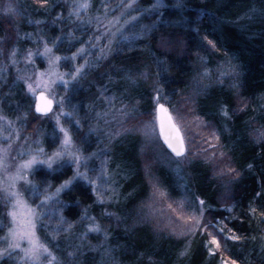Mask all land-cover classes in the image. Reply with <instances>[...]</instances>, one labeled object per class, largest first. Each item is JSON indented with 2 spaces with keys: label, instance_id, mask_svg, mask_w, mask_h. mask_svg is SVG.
Returning a JSON list of instances; mask_svg holds the SVG:
<instances>
[{
  "label": "trees",
  "instance_id": "16d2710c",
  "mask_svg": "<svg viewBox=\"0 0 264 264\" xmlns=\"http://www.w3.org/2000/svg\"><path fill=\"white\" fill-rule=\"evenodd\" d=\"M48 2L46 9L40 8L41 16L39 7L28 1L27 8L34 20L41 17L50 20L65 9L60 3L55 4V0ZM164 2L165 7L159 9L157 15H153L157 10H151L133 28L138 30L142 24L155 22L147 37H137L131 47H118L109 60L90 69L77 91L69 93V109L77 106L86 116L93 107L97 114L95 97L98 90L100 93L105 90L120 98L122 104H135L137 115H152L153 92L162 84L171 100L170 106L176 108L180 100L186 103L192 99L188 118L194 119L193 129L199 142L197 154L183 165L174 160L183 161V157L169 153L158 139L151 140L149 150L145 149V141L139 133L120 136L119 144L113 147L112 140L104 138L100 143L104 147L101 159H106L107 171H117V166L108 161L112 156L122 162L118 166L122 172L119 184L107 190L110 195V190H115L113 199L98 201L89 186L74 183L60 193L64 203L57 205L63 208L69 220H78L82 209L87 208L110 233L107 241L102 232L90 233L82 254L77 256V264H221L222 258L238 260L240 264H264V0ZM105 3L110 6L113 1L92 0L90 14H103ZM154 3L156 0H141L140 8H150ZM44 10L49 14H44ZM89 27L87 25V34L92 32ZM87 30L74 25L72 33L76 42L86 38ZM209 41H214L215 45ZM205 69L209 70L207 74ZM219 70L230 72L231 78L220 82L222 78L218 75L222 72ZM144 72L147 76L140 75ZM130 73L136 76L135 81L126 78ZM196 76L205 80L203 86L196 88L194 98L191 82ZM112 82H115L114 88ZM125 85L131 87V95L125 93ZM8 103L11 114L10 106L14 103ZM224 105L228 106V116L223 114ZM32 109L24 105L19 110L29 115L28 128L23 131L28 135L41 124L38 132L49 148L55 131L37 118ZM94 116L95 120H102ZM83 127L85 129L86 124ZM202 133L218 136L215 148L209 147L210 140L201 139ZM91 137H85L80 131L75 135L85 153L98 149L94 147L97 142L94 139L98 138ZM221 152L225 154L223 157ZM161 156L166 159L165 163L160 161ZM227 168L236 171L229 173ZM72 174V168L64 164L48 173L37 172L33 181L54 192ZM150 176L167 190V197L184 200L189 207H196V198L202 197L205 222L223 220L226 229H235L242 240L222 238V249L210 254L209 237L205 232L178 236L158 230L145 218L149 208L144 207L152 197ZM88 222H78L74 231H83ZM38 231L42 236L51 237L48 228L39 227ZM66 235L61 234L58 246L50 242L64 259L69 250ZM72 242L75 243V236ZM97 244L102 247L95 248ZM109 245L111 254L104 250ZM185 247L188 253L182 256ZM2 264L9 262L4 260Z\"/></svg>",
  "mask_w": 264,
  "mask_h": 264
},
{
  "label": "snow or ice",
  "instance_id": "6c2138e0",
  "mask_svg": "<svg viewBox=\"0 0 264 264\" xmlns=\"http://www.w3.org/2000/svg\"><path fill=\"white\" fill-rule=\"evenodd\" d=\"M44 4L48 0H43ZM180 3V0H178ZM182 6V4H181ZM92 7V0H72V7L69 15H75L77 20L84 26L83 30H87V25L95 23L100 27V19L102 16L106 17L107 11L110 7L107 3L102 7L106 10L104 14H99L97 17L90 15H81V11L87 10ZM122 9L120 15L124 16L126 10H135L139 6L136 0H120L118 5ZM165 7L164 0H156L150 8H145L143 14L151 10L153 15L158 14V10ZM2 11L7 14H18L20 9L17 7L15 0H8L7 4L3 7ZM141 12L136 11V15H129L123 25L115 28V32L123 31L125 34L122 39L130 42L129 47L136 43L137 37H147L148 33L155 27V22L149 24H142L138 30L134 28L133 22H139V18L143 15ZM39 24L40 21H35ZM108 24L115 26L120 24L119 17L112 16L108 19ZM105 33H108V43L100 48L101 57L110 55L112 52L111 45L115 39V33L110 28H104ZM68 38H74L73 33L69 32L66 37H55L49 43L48 39L43 36L38 37L37 48H29L26 50L23 57L18 58L19 47L13 46L11 51L7 53L8 59L0 60V81L7 83L3 80L4 70L8 67L9 63L16 66V80H21L26 84L27 91L37 98L35 103V110L41 114H49L55 118L56 126L59 129V134L62 139L59 141L58 147L51 151L49 154L43 147L32 148L28 146V138L25 137L24 143L18 144L20 141V129L17 127L16 122L7 115L3 114L0 109V138L7 140V143H0V207L4 208L3 214H0V231L4 232L0 236V258L5 256H12L19 253V264H77V256L82 254L84 243L90 233L102 232L105 241L108 240L110 235L101 225L100 221L90 212L87 208L82 209V215L78 220H69L63 212V208L57 207L64 202L59 199L60 193L73 183V180L81 178L93 186L96 198L99 201L111 200L115 196V190L112 194H108L107 190L112 188L109 183L111 174L107 171L106 164L102 163L99 172L93 176L90 173L95 172V167H89V161L96 155V153H85L80 145L74 138L73 132L69 126H66L62 120V116L71 118L72 121L79 125L81 118L79 116L76 106L71 110L65 107V97L57 96L54 92V87L57 81L63 82L65 85L78 83L79 80L87 75L89 66H95L97 61L95 58L89 59L91 56L90 48L97 47V45H89L87 41L81 43L75 52H71L68 56H62L55 49L59 44L65 42ZM88 41L93 39L102 40V36L92 35L89 36ZM205 39H207L205 37ZM213 46L214 41H209ZM83 54V56L81 55ZM6 52L3 47V38H0V57H5ZM43 56L48 64L47 69H40L38 72L28 73L20 69V60L23 59L25 63L32 62L35 65V59ZM78 58L83 59V63L75 62ZM64 60L68 64V69L61 68V61ZM75 62V63H73ZM70 69V70H69ZM205 69V74L208 73ZM140 75L147 76V72L140 73ZM223 75V74H221ZM127 79L135 81L136 76L131 73L126 77ZM0 83V88L3 87ZM103 96V93H101ZM110 102L109 112L112 107H115L113 101L114 96L104 97ZM59 101V110L53 112V107ZM154 119L150 124L145 127L148 132L155 133L157 136L162 135L164 141L172 149L177 157H183L189 152V147L185 138V131L182 130V125L178 120H181L178 110L174 112L175 106L171 104V100L166 92L163 91V85L158 84L157 89L154 91ZM126 105L121 104V108ZM225 116L230 115L228 106L222 107ZM27 116V112L23 114ZM107 113L101 109L97 112V117H103ZM122 116H127V113H121ZM115 119V117H113ZM20 117H16L19 121ZM99 123V120H97ZM10 129V130H9ZM119 135V133H116ZM218 139L216 137H210ZM32 143H42V141H32ZM215 148L216 145H209ZM15 151V155L13 152ZM206 151V150H205ZM225 154L220 153L223 157ZM27 158H24V157ZM212 157H216V153H212ZM68 161L75 165L74 176L55 189L54 192L48 191L43 185L34 182L31 175L37 170L38 165H47L51 168L57 162L60 166ZM83 168V170H81ZM227 172H235L234 168H227ZM222 171H224L222 169ZM239 175V173H236ZM23 182V184H21ZM51 187L50 185L48 186ZM157 191L160 196H167V190L157 186ZM27 193V194H26ZM31 195L34 200H29L28 196ZM259 195V194H258ZM38 201V202H36ZM175 205V206H174ZM166 207L171 210L172 215L169 219L173 224H179L182 231L195 234L198 231L207 233V249L210 254H216L222 249V238L224 240L240 241L242 237L235 233V229H226L223 220H210L205 222V201L202 197L196 198V207H189L184 200H177L169 202ZM255 212V209H253ZM109 215H112L109 213ZM264 216V214H262ZM178 218V219H177ZM90 221L84 224V230L75 232V227L78 222ZM39 227L48 228L51 232V237L42 236ZM175 232L177 229L173 227ZM62 233H67L64 237L68 241L67 259L61 257L53 245L58 246ZM75 236V243L73 237ZM91 243V242H89ZM95 248H101L102 244L94 245ZM106 253L111 254L112 246L109 245L104 249ZM188 247L181 252L182 256L187 255ZM221 264H240L238 260L221 259Z\"/></svg>",
  "mask_w": 264,
  "mask_h": 264
},
{
  "label": "rangeland",
  "instance_id": "374dc122",
  "mask_svg": "<svg viewBox=\"0 0 264 264\" xmlns=\"http://www.w3.org/2000/svg\"><path fill=\"white\" fill-rule=\"evenodd\" d=\"M28 1H33V3L39 7V9H38L39 14L41 13L40 8L46 9V7L49 5V2L47 4H44L43 0H15L17 7L20 9L19 13L18 14H16V13L7 14V13H4L2 11V9L7 4L8 0H0V38H3V47L5 48V52H6V56L0 57V60L8 59L7 53L11 51V49L14 45L19 47L18 58H20V57L24 56L27 49L37 48V45H38V39L37 38L40 36H43L44 38L48 39L49 43H51L53 38H55V37H58V36L62 37V38L66 37L69 32H72L74 25L77 27H80V28L81 27L84 28V26L81 24V22L79 20H77V18L75 17L74 14L71 16L69 15V13L71 11V7H72V0H57V1L55 0V4L60 3L65 9H64V11L60 12L58 15H56L52 19L50 18V20H46V21H45L44 17H41L38 20H34L31 17L32 13L29 12L28 11L29 8H27ZM112 1H113V3H111V5L109 6L111 10L107 11L106 17L102 16L100 21H99L100 25H102V26L97 27L95 25V23H93L94 25L89 24L90 25L89 28H92V32L87 34L88 33V30H87L86 35H84L86 38L80 39L79 41L76 42V37L73 35L74 38L66 39L65 42L59 44V46L55 49V51L59 52L62 56H68L71 52H75L77 50V48H79L81 43H84L85 41H87V43L89 45H97V47L89 49V51L91 52V56L89 57V59L95 58L97 63L100 64L101 62L103 63V62H106L107 60H109L110 57L112 56V54L114 53V50L115 49L117 50L118 47L121 46V47L128 48L130 42L122 39V36L125 33L123 31L117 33V32H115V28L122 26L123 22L125 20H127L129 15H136V11H139L143 14V10L140 8V6H141L140 1L141 0H136V4L139 6L138 8H136L135 10H132V9L126 10L124 16L120 15V13L122 11L121 8L113 7L114 5H118L120 3V0H112ZM99 2H100V0H98V3ZM124 2L127 3V0H124ZM97 5H99V4H97ZM89 10L90 9L87 10V13H85L84 10H82L81 15H90L92 17H97V14H94V15L90 14ZM43 12H44V14H49V12L46 10H44ZM148 13H146V14L148 15ZM146 14H143L142 16H144ZM41 16H42V13H41ZM112 16L119 17L120 24L115 25V26L109 25L108 19H110ZM142 16L139 18V20H141ZM35 21H40V23L37 24V23H35ZM137 23L138 22H133L134 27ZM105 27L110 28V30L113 33H115V39H114L113 44L111 45V47H112L111 54L106 55L104 57H101L100 48L108 43V38H109L108 33H105V31H104ZM25 29H27V30H25ZM132 30H134V29L132 28ZM52 34H53V36H52ZM92 35L102 36L103 39L102 40L93 39L91 41H88L87 38L89 36H92ZM81 55L83 56V54H81ZM75 62L83 63V59L78 58V60ZM75 62H73V63H75ZM97 63H96V65H97ZM19 67L24 72L34 73V72H38L40 69H47L48 64H47L45 58L43 56H40V57L35 59V65L34 66L32 65V62L29 61L26 64L25 61L23 59H21ZM93 67L94 66L90 65L88 68V72ZM61 68H62V70L68 69V64H66L64 60L61 61ZM219 71L222 72V73H220V75H218L219 79L222 78V79H220V82L224 81L225 78H228L231 75V73L228 71H222V70H219ZM221 74H223V75H221ZM16 75H17L16 66L9 63L8 67L4 70V73H3V80L7 81V83H3V81H0V83H3V87L0 88V109L3 110L4 115H7L10 118H12L16 122L17 127L20 129L21 139H20V141L17 142L18 144L24 143L25 137H27L28 138V146H30L32 148L43 147L45 149V151L50 154L51 151L55 150L58 147L59 141H60V139H62V136L59 134V129L56 126L55 118L52 115V113L49 114L48 116H40L39 117L38 115H36L35 110H34L36 97H34L31 93H29L27 91L26 84L23 81L16 80ZM87 75H88V73H87ZM87 75L83 76L79 80L78 83L73 82L72 84L65 85L61 81L56 82V85L54 87V92L56 93L57 96H64L66 98L65 99V107H67L68 109H69V105H70V103L68 101L69 93L71 92L72 94H74L77 91L76 89H78V86L82 84V82L84 81V78ZM229 78H231V77H229ZM203 79L199 80L198 76H196V77H194L193 81L191 82V86H193L191 93H193L192 96L194 98L196 95V88L198 86L204 85ZM111 85L114 88L115 82H112ZM98 92H99L98 96L95 97L96 98L95 102H97V103H95L94 107L98 108L99 111L101 109H103L107 113V115H105L103 117H98V118L102 119V120H99V123H97V119L95 120L94 115H97V114L95 111L92 110L93 107L88 109V113L86 116H85L86 112L84 110H79L80 112L78 111L79 116L81 118V122L79 125L75 124L71 118H67L66 116L61 117L62 122L66 126H69L71 128L73 135H74V138H75V135H77L79 131H80V134H84V136L87 138H92L91 137L92 135L96 136L98 138L96 140L94 139V142L97 141L96 145H94V147H96L98 149L95 148L96 149L95 151L93 150L92 152L88 153V154L96 153V155L94 157H92V159L89 161V167L90 168L95 167V169H96L95 172L90 173L91 175L95 176L99 172V168H100V165L102 163L106 164V166H107L106 159L105 158L101 159V155L102 154L104 155V152H103L104 147L101 146L100 143L102 142V140L104 138L111 139L112 140V147H113V146L117 145L116 143L120 140L119 139L120 136L126 135L127 133L130 134L131 132H133V133H139V135L142 136V139L145 141V146H146L145 149L150 150L152 148L148 145L150 144L151 140H153V139H158L162 143V145L165 146L164 143L162 142L161 138H160V135L157 136L155 133L148 132L146 127H145L146 124H150V122L154 119V108H155L154 92H153V97H152V102H153L152 115L148 114L146 116L137 115V113L135 111V107H134L135 104L133 105V104H127L126 103V104H124V105H126V107L121 108L122 102H120V98H117L112 93H107V91H105V90H103L101 92V93H103V96L101 95L100 90H98ZM125 93H127L128 95H131V93H132L131 87L127 88L125 85ZM13 96H17L16 99H13ZM108 96H114L116 98L115 101L112 102V103H114L115 107H112L110 112L108 111L109 107H110V102L107 99H104V97H108ZM20 98H21V101H20ZM69 99H71V98L69 97ZM190 100H191V102H193L192 99H190ZM7 101L14 103V105L10 106V111H12L11 114L8 113V110H9L8 108H9L10 103L7 104ZM19 101H20V103H19ZM191 102L188 101L185 103V102H183V99H182L179 101V104L176 106V108H174V112H176L178 110L180 117H182V119L178 120V122L181 123L182 130L185 131V138H186V142H187L188 147H189V152L186 153L185 156H183V161H179L180 159L177 160L174 158V160L178 161L179 163L183 162V165L185 164V161L188 162L190 158L196 157V154H197L196 150H197L198 143H199L198 142V136L195 135V132L193 129L194 119L192 121V119L188 118L189 114H191L190 112H192V109H191L192 105H190ZM18 103H19V105H18ZM24 105L32 106V108H33L32 110L34 112V115L38 116L37 118H40L42 121H45L46 123L50 124L52 126V128L54 129V131H55L54 136L55 137L52 139V141H51L52 145L49 148L46 147L44 138L38 132V130L41 126V124H40L41 122H39L40 125L37 127V129H34L33 131H31L29 133L26 132L28 135H25L23 130L28 128L29 115L24 116L23 114L25 112H23V113L19 112V110L23 109ZM58 110H59V101L57 100V104L55 105L53 112L58 111ZM15 113H18V114H15ZM121 113H127V116H122ZM18 116L20 117V120L16 121V117H18ZM113 117H115V119H113ZM198 122H200V121H198ZM83 124H86V127H85L86 130L84 129ZM101 133L104 136L100 135ZM116 133H119V135H116ZM203 134H205V133L201 134V136H200L201 139H203L205 141L210 140V145H214L216 139L210 138L209 133L206 134L205 136H203ZM211 137H213V136H211ZM32 141H42V143H32ZM76 141L78 143V140H76ZM0 143H7V140L0 138ZM78 144L83 149V145L80 143H78ZM118 144H119V142H118ZM153 151H154V153H156L155 149H153ZM168 152L171 153L169 150H168ZM13 155H15V151L13 152ZM159 155H158V157H159ZM144 156L147 157L146 155H144ZM24 158H27V157L25 156ZM155 158H156V156H155ZM108 161H110V164L112 163L114 166H117L116 167L117 171L112 170V171H110L111 173L108 171L111 174V178H110L109 183H111V185L116 186L119 184V178L121 177V174H122V172H120V169L118 167L119 165L122 164V162H121L120 158L115 159V157H113V156L111 157V159L109 158ZM160 161L165 163L166 159L163 156H161ZM64 164H66L72 168V171H73L72 177H73L74 173H75V165L71 164L68 161H65ZM58 166H60V162H57L51 168H49L47 165H43V164L38 165L37 170L31 175V179L33 180L34 175H36L37 172H39V171L48 173V172H51L52 170H54ZM81 170H83V168ZM150 180L152 181L150 183L151 188H152V194H151L152 197H151L149 203L144 207L145 210L147 208H149L148 214L145 215V218L148 219L151 223H153V225L160 231H167L169 233H174L178 236H181V235L186 234V233L188 234L187 231H182L179 224L174 225L173 222L169 219V217L172 215V213H171V210H169L166 207V205L169 202H174L175 200H172L167 196H163V197L160 196L159 192L157 191V186H159V184L157 183V181L155 179H151V176H150ZM74 183H82V184L89 186L95 195V191L93 190V186L81 178H77V179L73 180V183L71 185H69L67 188H65L63 191L70 188L72 185H74ZM21 184H23V182H21ZM110 191L112 193L113 190H110ZM28 198H29V200H34V198L31 195H29ZM59 199H60V196H59ZM36 202H38V201H36ZM3 212H4V208L0 207V214H3ZM173 227H176V229H177L175 232L172 230ZM3 235H4V232L0 231V236H3ZM18 256H19V253H15L12 256L2 257V258H0V264H2V262L4 260H7L9 262V264H19Z\"/></svg>",
  "mask_w": 264,
  "mask_h": 264
},
{
  "label": "water",
  "instance_id": "95a60500",
  "mask_svg": "<svg viewBox=\"0 0 264 264\" xmlns=\"http://www.w3.org/2000/svg\"><path fill=\"white\" fill-rule=\"evenodd\" d=\"M36 102H37V98H35V103H36ZM54 108H55V106L53 107V110H54ZM34 110H35V106H34ZM35 113H36L38 116H48L49 114H51V113H49V114H47V115H45V114H41V113H38L36 110H35ZM160 137H161L162 142H163L164 145L166 146V148H167L172 154L175 155V153L172 151V149L167 145L166 141H164L163 136L160 135ZM175 156H176V155H175ZM176 157H177V156H176ZM178 158H180V157H178Z\"/></svg>",
  "mask_w": 264,
  "mask_h": 264
}]
</instances>
